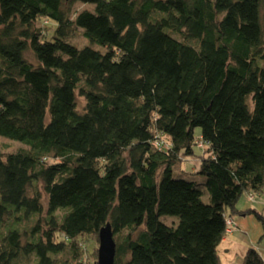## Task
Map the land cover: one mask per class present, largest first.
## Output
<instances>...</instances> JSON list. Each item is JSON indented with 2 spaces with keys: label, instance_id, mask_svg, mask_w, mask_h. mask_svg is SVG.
<instances>
[{
  "label": "trees",
  "instance_id": "16d2710c",
  "mask_svg": "<svg viewBox=\"0 0 264 264\" xmlns=\"http://www.w3.org/2000/svg\"><path fill=\"white\" fill-rule=\"evenodd\" d=\"M0 137V264H96L106 223L114 264H222L226 218L264 238V0H0Z\"/></svg>",
  "mask_w": 264,
  "mask_h": 264
},
{
  "label": "rangeland",
  "instance_id": "374dc122",
  "mask_svg": "<svg viewBox=\"0 0 264 264\" xmlns=\"http://www.w3.org/2000/svg\"><path fill=\"white\" fill-rule=\"evenodd\" d=\"M83 9H92V6L89 4H84V3H80V2H73L72 4V11L73 12H79ZM54 27V24H52ZM37 26L43 28L44 31L47 32V36L50 35L52 28L48 27L49 26V22H45L44 20H39L37 22ZM47 26V27H45ZM71 41L79 46L86 44L85 39L81 36L80 32H76L73 36H71ZM78 104L79 106H81L82 104V100L78 99ZM195 135H196V141H198L199 135H200V128H196L194 130ZM24 146L18 142L15 141H11L9 139L0 137V153L2 154H6L9 152H14L17 151L20 148H23ZM194 152L195 154H199V149L194 146ZM197 160L198 158L192 156L191 158L188 159H183L180 164L176 165L174 170H173V175L178 177H184L187 178L189 180L195 181L197 183H203L204 182V177L201 176L200 174L197 173ZM202 199L204 201L208 200V193L206 192ZM243 202H245L244 196L238 201L237 206L238 205H242ZM250 205V204H247ZM246 205V206H247ZM44 206H46V200L44 199ZM245 209H253L255 210L257 213L261 214L264 218V211L262 210H257L253 207H245ZM243 210V209H242ZM234 218H237V216H235ZM239 218V217H238ZM164 221H168L166 220V217L163 218ZM240 221H242L243 219H239ZM244 224L246 226V229L248 231V237L249 240L253 243V244H257V243H261V247L264 249V238H262L261 240H259L262 236L263 233V229H262V225L261 223L258 221V219L256 218V216L253 213H249L245 216L244 218ZM26 225V224H25ZM27 227V225L25 226ZM242 240V238H238L236 241L240 242ZM242 243H237L235 246H233L231 248V251L225 252L224 250V244L221 243L218 246V254L220 256V260L222 264H239L242 260L243 254L245 253L244 249H247L251 246L250 243L246 242V238H244V240H242ZM85 248H84V261L85 262H89L91 263L93 260H97V249H98V239H95L94 237H91V241H86L84 242ZM262 258L264 260V250H262ZM29 260L27 261V264H32L31 261H33V258L31 256H29L28 258Z\"/></svg>",
  "mask_w": 264,
  "mask_h": 264
},
{
  "label": "crops",
  "instance_id": "0c3cea01",
  "mask_svg": "<svg viewBox=\"0 0 264 264\" xmlns=\"http://www.w3.org/2000/svg\"><path fill=\"white\" fill-rule=\"evenodd\" d=\"M244 199H245V202H243L242 205H238L239 209H244L245 207L251 206L257 210L263 209V211H264V185H263V190H262L260 195H254L252 198H250L248 195V196H244ZM247 204H250V205H247ZM244 218H245V216H242L239 218L238 217L233 218V223L235 224V228H233V230L228 235L224 236V238L221 242L225 245L224 250H225V252L229 253L233 246H235L237 243H242L243 242L242 240H244V238H246V242L251 244L250 247L256 246L258 248L260 255H262L263 254L262 250H264V249L261 247V243L259 242L257 244L256 243L253 244L249 240L248 231H247L246 226L244 224L245 223ZM239 219H243V220L240 221ZM240 237L242 238V240L240 242H237L236 240ZM244 250L246 251V249H244Z\"/></svg>",
  "mask_w": 264,
  "mask_h": 264
},
{
  "label": "water",
  "instance_id": "95a60500",
  "mask_svg": "<svg viewBox=\"0 0 264 264\" xmlns=\"http://www.w3.org/2000/svg\"><path fill=\"white\" fill-rule=\"evenodd\" d=\"M115 242L109 223L98 232V249L96 264H114Z\"/></svg>",
  "mask_w": 264,
  "mask_h": 264
},
{
  "label": "built area",
  "instance_id": "2783aa9c",
  "mask_svg": "<svg viewBox=\"0 0 264 264\" xmlns=\"http://www.w3.org/2000/svg\"><path fill=\"white\" fill-rule=\"evenodd\" d=\"M199 146H201V144H199ZM250 198H252V196H250ZM233 229V223L232 220L229 218H226V232L230 233Z\"/></svg>",
  "mask_w": 264,
  "mask_h": 264
}]
</instances>
